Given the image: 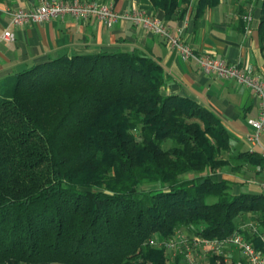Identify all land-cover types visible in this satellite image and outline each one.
I'll use <instances>...</instances> for the list:
<instances>
[{
  "label": "trees",
  "instance_id": "trees-1",
  "mask_svg": "<svg viewBox=\"0 0 264 264\" xmlns=\"http://www.w3.org/2000/svg\"><path fill=\"white\" fill-rule=\"evenodd\" d=\"M190 1L152 3L172 20ZM219 1L197 0L195 16ZM166 81L158 58L133 50L62 56L0 82V264H165L151 241L178 228L219 239L247 217L264 232V194L211 178L231 163L220 118L164 93Z\"/></svg>",
  "mask_w": 264,
  "mask_h": 264
},
{
  "label": "crops",
  "instance_id": "crops-1",
  "mask_svg": "<svg viewBox=\"0 0 264 264\" xmlns=\"http://www.w3.org/2000/svg\"><path fill=\"white\" fill-rule=\"evenodd\" d=\"M83 1L113 3L121 17L111 28L95 18L82 21L71 16L42 24L10 26L8 11L33 10L38 1L0 0V35L9 29L14 36L12 41L0 42V82L33 65L62 56L148 50L165 70L164 93L192 99L214 112L230 137L231 148L225 157L231 163L212 173L211 178L230 182L231 193L235 195L264 194V162L254 165L234 160L238 153L258 156V147L248 139L253 133L248 121L258 112L251 89L204 74L193 61L182 60L161 37L135 27L123 17L134 9L140 10L163 21L173 35L179 36L196 53L245 64L264 79V40L258 32L262 0L250 4L245 0H220L200 17L195 16L197 0H191L185 17L172 20H166L164 12L154 7L152 0ZM262 138L264 142V133Z\"/></svg>",
  "mask_w": 264,
  "mask_h": 264
},
{
  "label": "built area",
  "instance_id": "built-area-1",
  "mask_svg": "<svg viewBox=\"0 0 264 264\" xmlns=\"http://www.w3.org/2000/svg\"><path fill=\"white\" fill-rule=\"evenodd\" d=\"M37 1L38 5L33 10L8 11L9 25L42 24L49 20L71 16L82 21L95 18L106 28H111L121 17L115 11L113 3L101 4L83 0ZM123 17L135 27L161 37L182 60L193 61L204 74L230 80L239 86L251 89L257 99L258 112L256 117L248 121L253 129L248 139L258 147V157L264 161L262 138L264 133V79L245 64L231 63L215 59L210 55L196 53L179 36L173 35L163 21L151 18L140 10L134 9L125 13ZM245 20L249 19L245 18ZM13 39V33L9 29L0 35V42ZM247 236L250 237L247 238ZM255 241H258L259 245ZM151 245H153L152 241ZM153 247L164 251L165 264H172L176 257L181 258V264H209L210 259H214L215 264H264V232L254 223H244L231 235L219 239L175 231L165 241L156 240Z\"/></svg>",
  "mask_w": 264,
  "mask_h": 264
},
{
  "label": "rangeland",
  "instance_id": "rangeland-1",
  "mask_svg": "<svg viewBox=\"0 0 264 264\" xmlns=\"http://www.w3.org/2000/svg\"><path fill=\"white\" fill-rule=\"evenodd\" d=\"M164 148H166V147H168V145L166 144L165 146H163ZM242 221V220H241ZM244 223H252L250 220H249V218H243V221L241 222V224L243 225ZM177 231H179V232H181V233H185V234H191L187 229H185V228H178L177 230H176V232ZM156 242V239L155 238H153V240H152V246H154V243Z\"/></svg>",
  "mask_w": 264,
  "mask_h": 264
}]
</instances>
